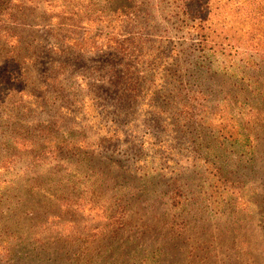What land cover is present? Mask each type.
<instances>
[{"label":"rangeland","instance_id":"374dc122","mask_svg":"<svg viewBox=\"0 0 264 264\" xmlns=\"http://www.w3.org/2000/svg\"><path fill=\"white\" fill-rule=\"evenodd\" d=\"M209 1L222 35L198 47L188 0H0V177L3 146L59 148L7 158L32 192L0 208V264H86L83 241L92 264H264V0ZM224 124L256 136L255 162L219 157ZM114 198L132 227L99 233Z\"/></svg>","mask_w":264,"mask_h":264},{"label":"trees","instance_id":"16d2710c","mask_svg":"<svg viewBox=\"0 0 264 264\" xmlns=\"http://www.w3.org/2000/svg\"><path fill=\"white\" fill-rule=\"evenodd\" d=\"M187 2V1H186ZM192 2V7L194 8L195 11L191 12L193 17L191 18L192 24L191 28L193 29L194 32V37L197 39L198 47L202 44H207L208 42L212 41L213 43H218L219 41V36L222 35L221 32L218 31L217 28L214 26L216 25V22H214L211 17L208 16V12L212 11L211 8V3L209 0H188V4ZM249 4L253 3V0H248L247 1ZM249 8L248 10H250ZM253 19H256V17H253ZM246 21H240L239 25L242 26ZM223 25L221 26V28ZM238 30L241 31L242 29L238 26ZM237 32V37L234 35L228 36L225 35L222 38L225 40L222 44V49H224L226 46H230L234 43H237V50L240 47H244L243 44H245V36L243 34ZM8 35V33L6 34ZM5 34L0 35V42H4L7 44H10L13 46V48L17 45L15 40L11 42V39L6 36ZM3 40V41H2ZM211 43V42H210ZM216 45H214L215 47ZM213 47V46H212ZM7 48V47H6ZM15 60V59H14ZM18 61H20V58H18ZM240 61L242 62L243 65H247V58L243 57L240 58V60L237 61V66H241ZM193 114L195 113H189V115H183L180 117V120L178 121L180 124L183 126H187L188 128L196 129L197 124L195 123L196 118L193 117ZM246 117V122L251 121L252 117L250 116H245ZM258 119V117L256 118ZM234 124V122L232 121ZM237 124L238 123V118H237ZM198 127V126H197ZM217 143L219 148L221 149L222 153L219 156L220 158L223 157V159L227 158H232L233 155H237V161H240L242 165H247L248 163H253L255 162V156H256V150L259 148V142L256 138L255 135H252L251 132L244 131V128L242 127H237V129L232 126L228 127L227 124H224V129L217 131ZM194 135V134H193ZM58 144H53V146L48 147L45 143H40V144H35L33 148H12V146H3L5 150V156L2 158L1 164L3 166H7V158H14L18 157L20 154H27V155H32L34 159L40 158L41 155L44 153H48L51 151L57 152L59 150L58 147H56ZM65 146V145H62ZM75 147V146H74ZM74 147L69 148L71 150L74 149ZM54 148V149H53ZM68 148V147H67ZM80 150H82L80 147H78ZM34 153V155H33ZM207 162V161H206ZM5 167H3L2 170V175L0 177V208L2 207V204L4 202H7V206H12L16 205L18 202H23L24 200L22 197H19L18 194L14 193L12 194L10 191V186H15V187H20L21 189H25L27 192L29 191L28 188L24 185H17L20 184L18 181H14L15 175L18 172V169L16 167H7V169L3 170ZM29 167V165H26V168ZM213 169V168H212ZM215 171L218 172V170L215 169ZM35 172H38V170L35 168L33 171V176H35ZM222 173L218 174V180L223 181L222 178ZM31 177V178H32ZM30 178V179H31ZM24 179V178H23ZM29 179V180H30ZM35 181H47L45 179H39L37 178ZM23 183V181H20ZM28 182V180H24V183ZM42 183V182H40ZM16 184V185H15ZM41 186H36L33 185V188H40ZM4 190V191H3ZM6 192V194L4 193ZM32 191H29L28 193H31ZM179 189L176 188L171 194H169V200L171 201V204L173 206H176L179 204L180 200L178 198ZM73 194V193H70ZM46 195H43V197L38 201V203L44 202L45 204L50 203L52 200L47 199L45 197ZM52 198V196H51ZM91 199V203H94V200H92V196H89ZM58 199L60 200V204L63 207L66 203L68 204H78L85 206L87 201H85L83 198L78 199V197L73 201L70 196H58ZM113 203L111 204V209L109 211H103L104 215H101L102 219H105V222L102 224L103 230H99V233H115L116 235L119 230L125 229V228H131L132 227V222L130 217L132 216L131 213V206L128 204L126 200H123L121 198H118L115 200L113 199ZM22 203V207H23ZM21 207V208H22ZM105 230V231H104ZM114 237V236H113ZM88 239V238H85ZM86 241H83L82 243L77 245L76 250L73 252H69L71 255H76V256H71L74 259L79 261L85 262L86 264H92V263H97V255L95 252L92 250L89 251V244L85 243ZM3 260V259H1ZM8 258H6L3 261V264H9Z\"/></svg>","mask_w":264,"mask_h":264}]
</instances>
